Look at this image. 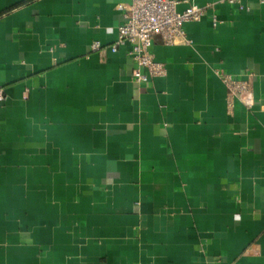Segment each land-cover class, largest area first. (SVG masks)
Here are the masks:
<instances>
[{
    "label": "crops",
    "instance_id": "0c3cea01",
    "mask_svg": "<svg viewBox=\"0 0 264 264\" xmlns=\"http://www.w3.org/2000/svg\"><path fill=\"white\" fill-rule=\"evenodd\" d=\"M240 1L191 0L220 23L155 36L145 88L110 50L131 0H0V264H264V0Z\"/></svg>",
    "mask_w": 264,
    "mask_h": 264
},
{
    "label": "built area",
    "instance_id": "2783aa9c",
    "mask_svg": "<svg viewBox=\"0 0 264 264\" xmlns=\"http://www.w3.org/2000/svg\"><path fill=\"white\" fill-rule=\"evenodd\" d=\"M191 0H131L129 6H120L123 12V24L119 27V36L115 44L110 47L116 53L119 47L130 44V55L135 64L133 80L136 84L150 88L156 78L167 75V69L156 61L151 51L153 38L160 36L165 45L178 44L190 45L192 42L187 37L185 24L200 22L210 16L214 26L220 22L213 13L211 6L199 7L191 4ZM229 5H238L240 10L246 7L240 0H225ZM187 4L188 7L179 11V5ZM93 50L101 48L99 42L93 44ZM223 84L229 92V105L233 106L238 100L248 110L254 107V93L250 82L246 79H237L232 75L218 73ZM7 94L0 88V107L6 102Z\"/></svg>",
    "mask_w": 264,
    "mask_h": 264
}]
</instances>
